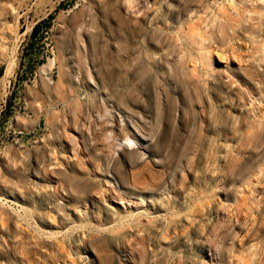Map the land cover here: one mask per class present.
Here are the masks:
<instances>
[{"label": "rangeland", "instance_id": "rangeland-1", "mask_svg": "<svg viewBox=\"0 0 264 264\" xmlns=\"http://www.w3.org/2000/svg\"><path fill=\"white\" fill-rule=\"evenodd\" d=\"M0 264H264V0H0Z\"/></svg>", "mask_w": 264, "mask_h": 264}, {"label": "bare ground", "instance_id": "bare-ground-1", "mask_svg": "<svg viewBox=\"0 0 264 264\" xmlns=\"http://www.w3.org/2000/svg\"><path fill=\"white\" fill-rule=\"evenodd\" d=\"M134 133V132H133ZM135 137V136H134ZM125 140H126V142L128 141V143L129 144H127V146L129 147V148H132L134 145H135V143L137 144V142H136V140L132 137V136H130V135H128V134H126V136H125ZM140 142V141H139ZM123 145V143L121 142V145L120 146H122ZM140 145V144H139ZM118 146V145H117Z\"/></svg>", "mask_w": 264, "mask_h": 264}, {"label": "trees", "instance_id": "trees-1", "mask_svg": "<svg viewBox=\"0 0 264 264\" xmlns=\"http://www.w3.org/2000/svg\"><path fill=\"white\" fill-rule=\"evenodd\" d=\"M38 31H39L38 25H35L33 28L32 34L36 35L38 33Z\"/></svg>", "mask_w": 264, "mask_h": 264}]
</instances>
